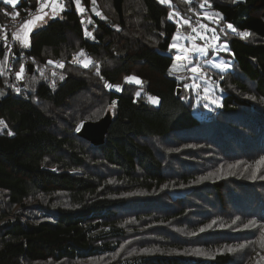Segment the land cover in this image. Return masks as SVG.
<instances>
[{"label": "trees", "instance_id": "16d2710c", "mask_svg": "<svg viewBox=\"0 0 264 264\" xmlns=\"http://www.w3.org/2000/svg\"><path fill=\"white\" fill-rule=\"evenodd\" d=\"M192 1L97 0L93 39L88 16L65 0L30 46L16 43L26 89L0 75V264H264V0H208L237 32L227 37L231 69L216 78L221 106L206 121L168 54L180 28L192 33L170 14L193 25L190 9H202ZM6 10L0 24L12 18ZM80 51L87 68L73 58ZM109 112L102 144L78 134ZM43 210L55 220L37 221Z\"/></svg>", "mask_w": 264, "mask_h": 264}, {"label": "rangeland", "instance_id": "374dc122", "mask_svg": "<svg viewBox=\"0 0 264 264\" xmlns=\"http://www.w3.org/2000/svg\"><path fill=\"white\" fill-rule=\"evenodd\" d=\"M202 3H203V0L195 1V4L197 6H200V8L202 9V16L204 17V19L202 20V24H205L208 26V31L202 33L203 35L207 37V44L209 45L207 54L201 55L199 53L190 52V58L193 61L191 65H189L186 60L176 59V56L178 54L176 48L170 49L168 51V54L175 56V61L171 68V74L175 76V78L180 82V85L182 88L181 89L182 94L184 95L186 100L190 103V105L193 106L194 114L198 118L203 119V121H206L208 119H212L218 113L219 108L221 106V99L223 97V94L219 89V84L216 78L217 76H220V73H225L231 69L230 67L233 62V59L227 54V51L229 50V39L227 37L230 35H235V32L237 31L233 32L232 30L228 29L226 25L229 24V22L225 21L223 16L220 13L214 11L209 6L208 3L204 7H201ZM179 11H174L172 13L173 14L172 19L179 23H182V18H185V17H183ZM99 13H100L99 16L101 17L102 13L101 12ZM205 13H207L208 17H213V18H210V19L205 18ZM216 13L219 14V17H215ZM51 15L52 13L50 12L49 15L45 17L44 21H39V20L35 21V25L32 27V31L29 33V43H30V36L34 32V30H38L42 27H45L49 22L60 17V13L55 18H50ZM89 21H92L91 16H88L86 18L84 25L86 26L89 25L91 23ZM211 29L217 30L216 35L218 36V39L212 38L213 33L211 32ZM87 31L93 34V31L90 30L88 26H87ZM198 31L200 30L198 29ZM20 34L21 36H23V32H21ZM189 34H191L192 36H196V33H188L186 29L180 28L179 37H183V38H178V43L179 45H182L190 49L193 41L187 38ZM175 36H177V33ZM205 42H206L205 40H201L199 38H197L194 41L196 45H200V46H203ZM20 44L22 45L21 42ZM0 45H1V41H0ZM78 53L79 52H76L74 54V57H77L79 62L85 61V60L92 61V58L87 57V54H85L83 57H79ZM3 60L4 58L0 57V61H3ZM197 62H199V64L201 65L202 70L205 73L204 76H193V74L188 70L189 68L195 66ZM221 63L228 64L229 66L223 70L221 68H217L213 66L214 64H221ZM91 64H89V66ZM80 65H83V64L80 62ZM4 72L5 70L3 66V74ZM24 76H25V72L22 74L23 78H25ZM131 81L133 82L135 80H131ZM134 83L138 85L140 84L137 82H134ZM185 84L189 85V87L185 88ZM194 84H198L200 87L199 88L193 87ZM205 89H207V93H205ZM0 92L3 93V95H0V99H2L8 94L7 88L1 83H0ZM205 94L209 96L208 100H205L203 98ZM150 97H148V100L151 102L152 100L150 99ZM212 100H215L216 103H212L211 102ZM153 103L157 104V102H153ZM205 104H207V107H205ZM1 132L2 131L0 130V133ZM109 179H110V176H109ZM28 212H29L28 213L29 216H31V214L34 211H28ZM36 213L37 214L35 215V218L37 221H43V220L54 221L55 220L56 213L50 212L49 210H43L41 212L37 211Z\"/></svg>", "mask_w": 264, "mask_h": 264}, {"label": "snow or ice", "instance_id": "6c2138e0", "mask_svg": "<svg viewBox=\"0 0 264 264\" xmlns=\"http://www.w3.org/2000/svg\"><path fill=\"white\" fill-rule=\"evenodd\" d=\"M5 3L9 4V5H15L17 3V0H4ZM37 4H38V7L36 8L35 10V13L34 14V20H26V21H23L21 23V26H20V31H17V32H14L12 34V38L13 39H16L18 41H20L22 43V45L24 47H28L30 46V43H29V33L32 31V27L35 25V21L36 20H39V21H44L45 17L49 15V13L47 11H45V9H48L50 8L51 9V17L50 18H55L57 15H59V12H63L66 8L63 0H36ZM159 2L161 4H171V0H159ZM188 2L190 3L191 0H188ZM233 2H236V0H233ZM72 3L75 4L76 6V9L78 12L80 13H84L86 11V9L82 6V0H72ZM91 3L93 5L96 4V0H91ZM208 3V0H203V3L201 4V7H204L205 5H207ZM100 13L97 12V15H99ZM178 15V14H176ZM173 17V14H170V18ZM215 17H219V14L216 13L215 14ZM205 18L207 19H210V18H213V17H208L207 13H205ZM222 19V18H221ZM91 22V21H89ZM81 23H83V21H81ZM182 23L184 25H188L189 27H191V32L192 33H196V36H192L191 34H189V36L187 37L189 40L193 41L192 43V46L191 48H187V47H184L182 45H179L178 43V38H183V37H179V30L177 31V36L173 37V43L170 45V49L172 48H176L177 49V56H176V59L177 60H186L188 62L189 65H191L193 63L192 59L190 58V52H193V53H199L201 55H206L207 52H208V48H209V45L207 44V37L205 35H203L202 33L203 32H206L208 31V26L205 25V24H199V25H196V26H193L192 25V22L188 19V18H182ZM226 27L230 30H232L233 32L236 31V29L233 27L232 24H227ZM198 29L200 31H198ZM216 29H211V32L213 33V39H218V36L216 35ZM222 31V29H221ZM21 32H23V36H21ZM85 34L89 37H92V33L85 30ZM250 35V33L248 32H241L240 33V36L242 38H245V37H248ZM94 39V37H92ZM199 38L201 40H205V44L203 46H200V45H196L194 43V41ZM5 39H7V36H5ZM8 51L10 52L11 49L9 48ZM85 54L83 51H80L78 53V56L79 57H83ZM74 59H77V57H74ZM83 66L85 68H87L89 66V64L92 63L91 60H88V61H80ZM49 64H53L55 63L57 67H63V63L62 62H59V61H51L49 60L48 61ZM8 64V56L5 55L4 56V60L3 61H0V74H3V66H6ZM214 67H217V68H221L222 70L227 68L229 65L228 64H225V63H221V64H214L213 65ZM175 67V65H174ZM192 74L193 76H204L205 73L203 72L202 70V67L201 65L199 64V62H197L195 64V66L191 67L188 69ZM25 72V65L24 64H20L19 66V71L16 72V77L17 79H22V74ZM61 79H63V77H61ZM125 80H135L137 83H140L141 81L138 80L136 77H126ZM108 87H113V85H107ZM117 89L119 90V85L116 86ZM189 87V85L185 84V88ZM193 87H196V88H199L200 86L198 84H194ZM17 91H19V89H17ZM205 93H207V89H205ZM0 95H3L2 92H0ZM205 100H208L209 99V96L207 94H205V96L203 97ZM150 99L153 101V102H158V100H156V98H151ZM212 103H216L215 100H212L211 101ZM205 107H207V104H205ZM0 125H3L4 127H7L6 125H4V122L2 120H0ZM77 131H79V127L77 128ZM9 135H11V133H9ZM260 164H264V157H261V159L259 161H257V165H260ZM229 167H233V165H229ZM259 169L257 168L256 170L253 171L252 175L253 177H255L256 175V171H258ZM239 217H237L235 220L232 221L233 224L236 223V220H238ZM215 223V221H213V224ZM208 228H211L212 225H208L207 226ZM249 227H257L255 221H249L247 224L244 225V228H249ZM260 228V231H261V238L264 239V225H260L259 226ZM201 232L205 231L204 228H201L200 229ZM193 235H195V233H193ZM238 247L240 248H243L244 245L241 244L239 245ZM236 249H233V248H229L228 251H235ZM144 251H149L147 249H145Z\"/></svg>", "mask_w": 264, "mask_h": 264}, {"label": "built area", "instance_id": "2783aa9c", "mask_svg": "<svg viewBox=\"0 0 264 264\" xmlns=\"http://www.w3.org/2000/svg\"><path fill=\"white\" fill-rule=\"evenodd\" d=\"M65 4V0H63ZM82 6L86 9L84 13H80L76 11L83 16H88L91 14H97L99 12V5L96 0V4L93 5L90 1V3L87 5L82 0ZM38 7V4L36 6L29 7L25 12L18 13L10 20H8L5 24H0V41L4 50L5 55L8 56V64L6 65V70L8 72V75L13 80L14 86L19 90H25L26 89V80L23 79H17L16 72L19 71L17 68L18 63L26 57V53L24 51L17 53L16 52V43L18 40L12 38V34L14 32H17L20 30L21 23L26 20H34V14L36 8ZM48 13L51 12V9H45ZM191 13L193 14L195 18V22L193 26L201 24L202 21V14L199 10L195 8L190 9ZM60 13V12H59ZM5 36H7V39H5ZM11 49L9 52L8 49Z\"/></svg>", "mask_w": 264, "mask_h": 264}, {"label": "water", "instance_id": "95a60500", "mask_svg": "<svg viewBox=\"0 0 264 264\" xmlns=\"http://www.w3.org/2000/svg\"><path fill=\"white\" fill-rule=\"evenodd\" d=\"M33 63H30V71H33ZM112 114L109 112L103 118L98 121H86L82 124L78 131V134L89 140L95 145H100L104 142L108 126L111 122Z\"/></svg>", "mask_w": 264, "mask_h": 264}, {"label": "crops", "instance_id": "0c3cea01", "mask_svg": "<svg viewBox=\"0 0 264 264\" xmlns=\"http://www.w3.org/2000/svg\"><path fill=\"white\" fill-rule=\"evenodd\" d=\"M22 1H24V0H17V3H16L15 5H9V4L5 3L4 0H0V8H1V9H5L6 12H9L8 10H6L7 7H9V8H13V11L10 12V15H11V16H14V15L18 14V12H17L18 10H16V7H17ZM60 13H61V12H60ZM181 24H182V23H181ZM34 31H35V30H34ZM18 42H19V41H18ZM19 44H20V42H19ZM20 45H21V44H20ZM1 46H2V44L0 45V57H1V58H4V57H2ZM21 46H22V45H21ZM85 61H86V60H85ZM4 70H6V66H4ZM2 121H3V120H2ZM3 122H4V125L7 126L6 122H5V121H3ZM0 130L2 131L1 133H4L5 131L8 130V126H7V127H4L3 125H0Z\"/></svg>", "mask_w": 264, "mask_h": 264}]
</instances>
